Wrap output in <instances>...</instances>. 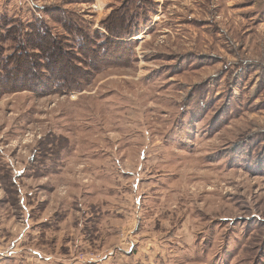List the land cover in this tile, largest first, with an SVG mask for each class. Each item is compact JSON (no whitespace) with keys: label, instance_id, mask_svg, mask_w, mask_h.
Here are the masks:
<instances>
[{"label":"rangeland","instance_id":"1","mask_svg":"<svg viewBox=\"0 0 264 264\" xmlns=\"http://www.w3.org/2000/svg\"><path fill=\"white\" fill-rule=\"evenodd\" d=\"M4 19L78 58L38 91L0 82V264H264V0H0Z\"/></svg>","mask_w":264,"mask_h":264},{"label":"trees","instance_id":"2","mask_svg":"<svg viewBox=\"0 0 264 264\" xmlns=\"http://www.w3.org/2000/svg\"><path fill=\"white\" fill-rule=\"evenodd\" d=\"M3 21L7 24L5 28L0 29V82L10 84V80H13L6 92H18L24 89L38 91L36 88L45 86L46 83L51 85L47 82L49 77L55 80L69 74V71H62V69L65 67L66 62L71 64V59L77 60L78 57L73 58L74 53L73 56L70 53L68 55L64 53L65 56L63 55L62 41L49 31L44 22L32 19L29 23L24 22L25 25H17L15 21L6 19ZM7 42H12L15 50L5 56L2 46ZM51 48L59 53L54 59L47 58V51ZM89 52L92 54L90 50ZM38 64H41L43 70L48 68L52 71H32L33 67L38 66ZM72 72L75 74L82 73V71L76 69ZM54 80H51V82ZM71 90L75 89H68V91Z\"/></svg>","mask_w":264,"mask_h":264}]
</instances>
